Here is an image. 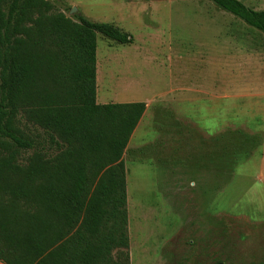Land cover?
Masks as SVG:
<instances>
[{"label": "rangeland", "instance_id": "rangeland-1", "mask_svg": "<svg viewBox=\"0 0 264 264\" xmlns=\"http://www.w3.org/2000/svg\"><path fill=\"white\" fill-rule=\"evenodd\" d=\"M47 1L133 39L96 40L101 98L146 106L123 154L129 264H264V34L210 0Z\"/></svg>", "mask_w": 264, "mask_h": 264}, {"label": "trees", "instance_id": "trees-1", "mask_svg": "<svg viewBox=\"0 0 264 264\" xmlns=\"http://www.w3.org/2000/svg\"><path fill=\"white\" fill-rule=\"evenodd\" d=\"M210 1L264 34V11ZM97 35L133 41L47 0H0L2 264H129L123 154L146 106L96 103Z\"/></svg>", "mask_w": 264, "mask_h": 264}, {"label": "crops", "instance_id": "crops-1", "mask_svg": "<svg viewBox=\"0 0 264 264\" xmlns=\"http://www.w3.org/2000/svg\"><path fill=\"white\" fill-rule=\"evenodd\" d=\"M96 103L97 104H99V105H105V104H109V102L107 101V99L106 98H104V97H102L101 98V95L99 94V89L97 88V70H96ZM119 97H120V99H119V101H117V102H111V103H138L137 101H135V100H127L126 99V97H121L120 95H119ZM100 98H101V100H100ZM144 103V102H143ZM146 111V110H145ZM145 113V112H144ZM143 116H144V114H143ZM143 116H142V118H143ZM141 118V119H142ZM141 121V120H140ZM139 124V123H138ZM1 263V262H0ZM2 264V263H1Z\"/></svg>", "mask_w": 264, "mask_h": 264}, {"label": "water", "instance_id": "water-1", "mask_svg": "<svg viewBox=\"0 0 264 264\" xmlns=\"http://www.w3.org/2000/svg\"><path fill=\"white\" fill-rule=\"evenodd\" d=\"M75 11H76L75 9H71L70 14L74 13Z\"/></svg>", "mask_w": 264, "mask_h": 264}, {"label": "bare ground", "instance_id": "bare-ground-1", "mask_svg": "<svg viewBox=\"0 0 264 264\" xmlns=\"http://www.w3.org/2000/svg\"><path fill=\"white\" fill-rule=\"evenodd\" d=\"M98 82H99V78L97 77V84H98Z\"/></svg>", "mask_w": 264, "mask_h": 264}]
</instances>
